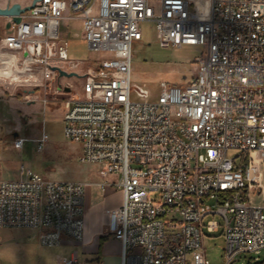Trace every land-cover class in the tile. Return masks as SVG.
<instances>
[{"label":"built area","instance_id":"2783aa9c","mask_svg":"<svg viewBox=\"0 0 264 264\" xmlns=\"http://www.w3.org/2000/svg\"><path fill=\"white\" fill-rule=\"evenodd\" d=\"M19 17L8 18L10 32L0 36V85L42 90L44 104L66 105L64 136L82 144V162L98 164L102 187L123 191L122 204L107 210L120 264H210L205 238L220 230L225 264L244 254L260 263L264 0H38ZM71 20L82 22L88 50L104 57H71L62 31ZM147 21L161 48L203 47L196 77L161 82L156 100L132 81ZM55 68L76 73L75 81ZM48 139L45 131L35 139L39 151ZM20 172L0 179V227L37 230L43 247L82 242L86 183ZM59 262L81 264L77 256Z\"/></svg>","mask_w":264,"mask_h":264},{"label":"rangeland","instance_id":"374dc122","mask_svg":"<svg viewBox=\"0 0 264 264\" xmlns=\"http://www.w3.org/2000/svg\"><path fill=\"white\" fill-rule=\"evenodd\" d=\"M198 17H206L204 9H197ZM8 18L0 16V29L10 32L6 28ZM143 38L134 45L132 81L145 86L151 93L150 100H156L160 94V83L166 81L175 85L190 83L197 73L195 58L202 54V46H182L161 48L158 43L154 22L147 21L141 25ZM62 31L69 39V50L72 58L85 61L95 60L105 55L91 53L82 39V24L80 20L65 21ZM72 81L75 79L72 77ZM5 93H17L13 87L0 85ZM42 97H49L42 92ZM63 97V96H61ZM26 101V100H25ZM42 102V101H40ZM52 103V102H51ZM52 111L49 103L42 102L33 106L34 110L19 118L23 125L22 136L27 141L21 150H12L5 154L4 164L0 166V178L17 179L20 168L30 169L51 180H89L94 179L99 170L96 163L82 162L77 156L75 142L68 140L63 133L62 110ZM1 113L5 106L0 102ZM20 114V115H21ZM33 118L32 122L29 119ZM48 134V141L43 151H38L36 138L43 132ZM1 142V140H0ZM235 152L230 151V155ZM260 197L253 203L258 204ZM37 230L30 228L0 227V264H60L59 259L71 257L75 251L80 252L76 244H64L56 247H43L35 235ZM205 248L210 264H225V238L222 230L208 233L205 238ZM260 263L254 260L253 254L241 255L234 264H264V251L260 254ZM83 259V258H82ZM85 260V259H84ZM81 264H97L96 262L80 261Z\"/></svg>","mask_w":264,"mask_h":264},{"label":"crops","instance_id":"0c3cea01","mask_svg":"<svg viewBox=\"0 0 264 264\" xmlns=\"http://www.w3.org/2000/svg\"><path fill=\"white\" fill-rule=\"evenodd\" d=\"M33 0H0V6L6 7L9 4L19 3L22 6L30 5ZM9 20L6 21V28ZM81 22V21H80ZM82 24V22H81ZM8 29V28H7ZM4 29H0V36L5 35ZM42 90H18L17 93L4 92L0 88V102L5 106V111H0V166L6 161L5 154L12 150H21L14 146L15 139L22 136L23 125L21 124V112L28 114L34 110L33 106L39 104L42 98ZM33 98L38 96L36 101H25L26 97ZM52 111L60 109L57 103H49ZM67 107L62 110V121L64 125V113ZM21 114V115H20ZM33 118L29 119L32 122ZM64 129V126H63ZM37 139V138H36ZM36 142V141H35ZM26 143V142H25ZM24 143V144H25ZM77 156L80 158L83 152V146L80 143H75ZM24 146V145H23ZM38 149V145H37ZM39 151V150H38ZM23 167V166H22ZM100 170V167L98 168ZM21 170V168H20ZM99 170L95 173L94 179L78 180L76 182L86 183L84 195V220H85V236L82 242H74L65 239L64 244H76L80 248V252L75 251L71 257L77 256L79 262L90 261L97 264H120L121 263V244L108 233L109 216L107 210L115 209L122 204L123 191L120 188L102 187L105 179L100 175ZM118 177L111 175L107 180H116ZM3 179V178H0ZM48 179V178H47ZM9 180V179H7ZM51 180V179H50ZM69 181V180H55ZM38 238V231L35 233ZM39 242V241H38ZM83 258V259H82ZM85 259V260H84Z\"/></svg>","mask_w":264,"mask_h":264},{"label":"water","instance_id":"95a60500","mask_svg":"<svg viewBox=\"0 0 264 264\" xmlns=\"http://www.w3.org/2000/svg\"><path fill=\"white\" fill-rule=\"evenodd\" d=\"M38 0H33V2L30 5H26V6H22L19 3H13V4H9L6 7H1L0 6V16L1 17H6V18H10L13 17V21L16 23H19L21 21V18L19 17L22 13H24L25 11L31 9L35 3ZM10 21L8 22L7 28H10ZM55 70H58L61 77H67V78H71L73 76H76V73H68L66 71L60 70L55 68ZM250 263V260L247 262V264Z\"/></svg>","mask_w":264,"mask_h":264}]
</instances>
